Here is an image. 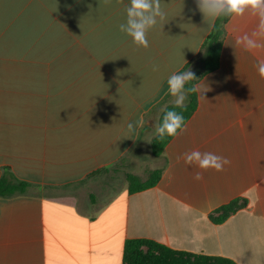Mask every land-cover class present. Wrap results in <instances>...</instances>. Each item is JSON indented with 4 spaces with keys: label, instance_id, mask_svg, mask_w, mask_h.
<instances>
[{
    "label": "crops",
    "instance_id": "obj_1",
    "mask_svg": "<svg viewBox=\"0 0 264 264\" xmlns=\"http://www.w3.org/2000/svg\"><path fill=\"white\" fill-rule=\"evenodd\" d=\"M161 7L165 18L152 28L149 47L127 46L143 54L122 60L115 82L0 76V179L10 173L32 186L0 197V264H123L129 239L264 264V79L256 68L262 57L235 46L237 35L253 29L251 18L224 26L220 66L197 83L210 90L205 99L197 93L187 131L154 157L163 171L155 187L129 194L125 185L95 203L60 191L149 145L165 107L174 104L168 77L201 56L216 20L209 27L199 11L193 15L194 0H161ZM141 117L144 125L129 131ZM192 150L231 163L196 181L198 169L182 159ZM236 199L247 206L214 223V213Z\"/></svg>",
    "mask_w": 264,
    "mask_h": 264
},
{
    "label": "rangeland",
    "instance_id": "obj_2",
    "mask_svg": "<svg viewBox=\"0 0 264 264\" xmlns=\"http://www.w3.org/2000/svg\"><path fill=\"white\" fill-rule=\"evenodd\" d=\"M30 1L0 0V76H90L106 82L120 74L122 60L143 54L128 51L134 44L119 31L129 0ZM113 30L119 35L112 36ZM148 40L152 42V29ZM158 164L151 143L138 146L108 172L92 173L60 191L95 203L100 195L128 185V176L148 180Z\"/></svg>",
    "mask_w": 264,
    "mask_h": 264
},
{
    "label": "clouds",
    "instance_id": "obj_3",
    "mask_svg": "<svg viewBox=\"0 0 264 264\" xmlns=\"http://www.w3.org/2000/svg\"><path fill=\"white\" fill-rule=\"evenodd\" d=\"M196 8L191 10L193 15L199 11L205 23L210 27L218 18L242 20L251 18L255 21L253 29L245 31L235 37V46L243 51L258 55L256 68L260 78L264 79V0H194ZM126 21L119 24V31L131 38L137 47L148 48V32L154 28L159 20H164L165 12L161 7V0H129L125 8ZM197 80L194 72L187 70L181 73H173L168 77V94L173 97L172 103L176 107H184L187 92L199 93L201 99H205L204 93L210 89L204 84L193 85L185 90L186 83ZM145 123L141 117L136 124L127 125L129 131L134 127L143 126ZM156 134L160 138L165 136L176 137L187 131L182 114L176 111H167L162 124L155 126ZM182 159L186 165L198 169L194 171L193 178L196 181L203 179V172L214 169L217 172L224 170L225 165L231 161L213 152H201L192 150L183 154Z\"/></svg>",
    "mask_w": 264,
    "mask_h": 264
},
{
    "label": "trees",
    "instance_id": "obj_4",
    "mask_svg": "<svg viewBox=\"0 0 264 264\" xmlns=\"http://www.w3.org/2000/svg\"><path fill=\"white\" fill-rule=\"evenodd\" d=\"M229 18L216 19L215 25L202 46L201 56L190 62L181 72L191 70L194 72L197 80L186 83L185 90L196 85L201 78L208 73L215 71L220 66L222 54L223 28L228 23ZM180 72V73H181ZM184 107H176L175 104L167 105L160 116L158 125L162 124L163 117L167 111H176L183 115L185 123L196 111L198 101L197 93L187 92V99ZM174 137L165 136L160 138L156 135L151 142V152L156 158L161 157L166 146ZM109 169H103L92 174L108 172ZM162 169L153 171L148 180L142 182L135 176L127 177V187L129 194H136L155 187L162 177ZM27 182L20 181L10 173H6L0 179V197L9 198L15 195H21L31 189ZM63 187L61 189H67ZM247 206V201L236 199L231 203L218 209L211 217L216 224L225 222L230 216ZM123 264H236L234 261L226 258L198 255L184 251L173 250L163 244L149 239H129L124 246Z\"/></svg>",
    "mask_w": 264,
    "mask_h": 264
}]
</instances>
